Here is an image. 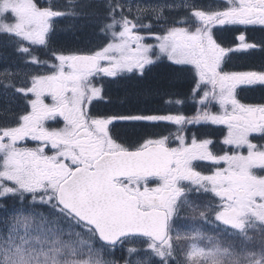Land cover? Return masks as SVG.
<instances>
[{
  "label": "snow or ice",
  "instance_id": "obj_1",
  "mask_svg": "<svg viewBox=\"0 0 264 264\" xmlns=\"http://www.w3.org/2000/svg\"><path fill=\"white\" fill-rule=\"evenodd\" d=\"M256 31L264 0H0V264H264ZM104 81L164 107L96 111Z\"/></svg>",
  "mask_w": 264,
  "mask_h": 264
},
{
  "label": "rangeland",
  "instance_id": "obj_2",
  "mask_svg": "<svg viewBox=\"0 0 264 264\" xmlns=\"http://www.w3.org/2000/svg\"><path fill=\"white\" fill-rule=\"evenodd\" d=\"M207 2V0H206ZM70 21H65L63 24H60L57 26L58 28V35H57V46H81L83 47L84 44L91 39V29L87 28L85 30H83V28H81L80 30H69V25H70ZM81 24H83L84 22L81 21L79 22ZM226 37L231 38V34L230 33H225ZM256 54V53H255ZM6 56H8V59H3L0 60V71H3L5 68H9L12 71H15L14 68V60L11 58V51H9L8 53L4 54ZM245 60V57H238L235 58L233 60V65L232 66H237V65H242L243 61ZM165 63H167V61H165ZM156 74V73H155ZM104 85H105V93H106V97H111L113 98L114 102H119L121 99L117 98L116 95H124L126 93V89L129 88V86H127L128 84L126 83H121V84H113V83H109L108 81H104ZM122 93V94H121ZM243 94L245 95V91L243 92ZM130 96V95H126Z\"/></svg>",
  "mask_w": 264,
  "mask_h": 264
},
{
  "label": "trees",
  "instance_id": "obj_3",
  "mask_svg": "<svg viewBox=\"0 0 264 264\" xmlns=\"http://www.w3.org/2000/svg\"><path fill=\"white\" fill-rule=\"evenodd\" d=\"M87 28L89 27L85 26L83 27V30ZM40 55L42 58H44L42 53ZM242 61H243V64L245 65V60H242ZM247 62L252 63V64H259L261 62H264V57H262L261 54L259 53L256 59L253 58ZM153 75L155 76L156 74L154 73ZM149 82L150 83L153 82L151 77H150ZM189 83L190 81L188 80L187 76H182L178 80L172 81L171 87H169L168 90L170 92H175V93H179L180 95H182L183 93H186L189 90V86H190ZM116 97L120 98L121 100H124L123 104H120L118 101L115 102V105H117L119 108L124 109V110L125 109L144 110V109H150V108L158 109L159 107H161L160 102L162 101L159 95H150V96H144V97H136V96L130 95L126 97V93H125V96L117 94Z\"/></svg>",
  "mask_w": 264,
  "mask_h": 264
},
{
  "label": "flooded vegetation",
  "instance_id": "obj_4",
  "mask_svg": "<svg viewBox=\"0 0 264 264\" xmlns=\"http://www.w3.org/2000/svg\"><path fill=\"white\" fill-rule=\"evenodd\" d=\"M249 35L259 39L262 35H264V33H260L259 31H256V32L249 33ZM257 55H259V52H257L256 54L252 56H245V66L251 65L252 63H248L247 61H250V59H253V58L256 59ZM260 96H261V91L259 89L255 91H245V99L249 102L258 100ZM160 105L161 107H159L158 109H163L164 104L162 101L160 102ZM95 110L100 111V112H111V111H117V110L123 111L124 109H121L117 105H115L113 98L106 97L105 100H100V101L95 102ZM144 110H153V108L144 109ZM183 110H184V107H183ZM160 130L161 129H157V131H160Z\"/></svg>",
  "mask_w": 264,
  "mask_h": 264
}]
</instances>
